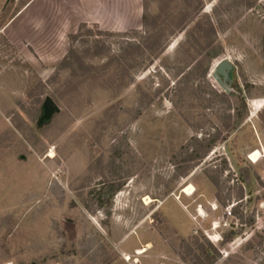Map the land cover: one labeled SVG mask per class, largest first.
<instances>
[{"label": "rangeland", "instance_id": "obj_1", "mask_svg": "<svg viewBox=\"0 0 264 264\" xmlns=\"http://www.w3.org/2000/svg\"><path fill=\"white\" fill-rule=\"evenodd\" d=\"M263 105L264 0H0V264H264Z\"/></svg>", "mask_w": 264, "mask_h": 264}, {"label": "water", "instance_id": "obj_2", "mask_svg": "<svg viewBox=\"0 0 264 264\" xmlns=\"http://www.w3.org/2000/svg\"><path fill=\"white\" fill-rule=\"evenodd\" d=\"M234 66L230 60L224 59L219 62L218 66L215 68L213 78L219 84V86L224 90L225 93L230 94L232 91L231 85L233 82ZM60 110L55 104V102L50 98H46L44 105V112L46 117H50L54 113H58Z\"/></svg>", "mask_w": 264, "mask_h": 264}, {"label": "built area", "instance_id": "obj_3", "mask_svg": "<svg viewBox=\"0 0 264 264\" xmlns=\"http://www.w3.org/2000/svg\"><path fill=\"white\" fill-rule=\"evenodd\" d=\"M238 205H239L238 203H232V204H229L228 206L225 207V209L223 211L222 219L212 223L213 231H216V233H217V230L221 229V228L225 229V228L230 227L233 230L235 228H238L239 223L231 221V220H235L236 221V218H235V215H234V209H236V207ZM211 207H212V211H217V209H218L217 206H213L212 205ZM196 212L200 216L201 213H203V207L201 205H199L197 210H196ZM215 237H218L219 239L214 241L213 239ZM211 238H213V239H211ZM209 239H210V241L212 243L216 244V243H219L222 240V237L219 234H216V235H213L212 237H209Z\"/></svg>", "mask_w": 264, "mask_h": 264}, {"label": "trees", "instance_id": "obj_4", "mask_svg": "<svg viewBox=\"0 0 264 264\" xmlns=\"http://www.w3.org/2000/svg\"><path fill=\"white\" fill-rule=\"evenodd\" d=\"M220 49H213L211 50L210 52H208V54L206 55L207 58H210V59H214L216 56L219 55L220 53ZM71 56L75 55V53L73 51L70 52ZM64 65L66 67H73L74 66V62H70L68 59L67 61L64 63ZM253 223L251 222L250 225H252ZM230 237L231 238H234L236 237V234L234 232H231L230 233ZM202 254L204 256V260L201 264H216L217 263V260H216V255H219L218 254V251L216 250V248L214 247H202Z\"/></svg>", "mask_w": 264, "mask_h": 264}, {"label": "bare ground", "instance_id": "obj_5", "mask_svg": "<svg viewBox=\"0 0 264 264\" xmlns=\"http://www.w3.org/2000/svg\"><path fill=\"white\" fill-rule=\"evenodd\" d=\"M217 66H218V65H217ZM214 70H215V69H214ZM214 72H215V71H213L212 74H211V77H212V78H213V74H214ZM213 79H214V78H213ZM214 80H215V79H214ZM215 81H216V80H215ZM217 84H218V83H217ZM218 85H219V84H218ZM262 108H264V105L262 106ZM192 195H193V194H192ZM148 249H149V248H143V249L141 248V249L137 250L136 255H137L138 257H140V256L142 257L145 253H147V251H149ZM127 260H131V259L129 258V259H127ZM138 262H139V261L136 260V263H137V264H138Z\"/></svg>", "mask_w": 264, "mask_h": 264}]
</instances>
